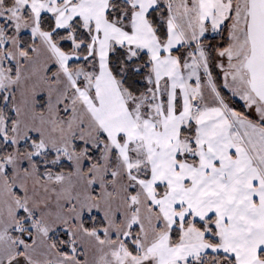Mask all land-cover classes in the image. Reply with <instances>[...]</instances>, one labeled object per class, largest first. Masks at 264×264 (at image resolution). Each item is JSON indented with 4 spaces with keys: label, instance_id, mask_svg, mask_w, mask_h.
Here are the masks:
<instances>
[{
    "label": "snow or ice",
    "instance_id": "snow-or-ice-1",
    "mask_svg": "<svg viewBox=\"0 0 264 264\" xmlns=\"http://www.w3.org/2000/svg\"><path fill=\"white\" fill-rule=\"evenodd\" d=\"M0 264H264V0H0Z\"/></svg>",
    "mask_w": 264,
    "mask_h": 264
}]
</instances>
